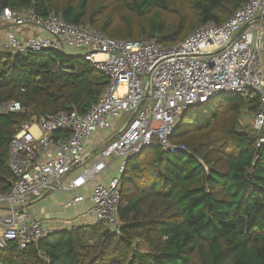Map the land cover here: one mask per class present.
<instances>
[{"label":"trees","instance_id":"16d2710c","mask_svg":"<svg viewBox=\"0 0 264 264\" xmlns=\"http://www.w3.org/2000/svg\"><path fill=\"white\" fill-rule=\"evenodd\" d=\"M248 1L0 0V14L55 13L112 39L173 46L206 24L225 22ZM109 3L125 14L120 28L100 18ZM169 14H176L175 24ZM107 86L80 54L0 49V103L25 108L0 115V194L11 189L9 152L21 125L44 113L85 114ZM218 98L182 115L171 142L185 150L149 147L128 160L120 235L89 224L53 230L25 248L11 240L0 247V264H264V144L261 133L242 126L245 113L260 111V100Z\"/></svg>","mask_w":264,"mask_h":264},{"label":"built area","instance_id":"2783aa9c","mask_svg":"<svg viewBox=\"0 0 264 264\" xmlns=\"http://www.w3.org/2000/svg\"><path fill=\"white\" fill-rule=\"evenodd\" d=\"M263 14L264 0H249L225 22L206 24L182 42L162 46L145 38L112 39L55 13L2 12L0 21L40 28L45 35L20 40L10 33L0 39V49L80 54L105 75L108 86L85 114L44 113L21 125L9 152L11 189L0 194V247L16 240L25 248L52 233L29 206L53 192L69 196L60 204L64 211L90 204L84 222L60 230L104 224L120 235L121 179L128 160L149 147L185 150L171 136L195 105L222 95L258 97L254 126L264 144V19L256 20ZM24 110L19 102L0 103V115ZM112 160L118 161L115 168Z\"/></svg>","mask_w":264,"mask_h":264},{"label":"crops","instance_id":"0c3cea01","mask_svg":"<svg viewBox=\"0 0 264 264\" xmlns=\"http://www.w3.org/2000/svg\"><path fill=\"white\" fill-rule=\"evenodd\" d=\"M10 33H14V35L20 40L26 39L30 36L45 35L40 28L31 26L17 27L11 22L7 23L5 21H0V39L6 40ZM66 53L77 54L74 52ZM104 135L106 136L107 134ZM116 166L117 164L113 166V168ZM113 168L111 169L112 172L114 171ZM112 172L106 173L103 177V181L107 182ZM88 192L89 191H86L85 193L88 194ZM68 198L69 196L66 194H60L57 192L47 193L41 199L33 201L29 206V210L33 216L43 221L45 225L53 230H60L58 228H62L60 224L65 223L66 218H71V223L68 222L70 226L84 222V220L81 219V216L88 211L90 204L88 202L83 203L68 212H60V204ZM60 214L62 216H59Z\"/></svg>","mask_w":264,"mask_h":264},{"label":"rangeland","instance_id":"374dc122","mask_svg":"<svg viewBox=\"0 0 264 264\" xmlns=\"http://www.w3.org/2000/svg\"><path fill=\"white\" fill-rule=\"evenodd\" d=\"M179 5H177V6L179 7ZM181 9H183L184 12H187V9H184L183 6H181ZM175 17H176V14H169L168 15V20L171 23H174L175 24L176 23V18ZM100 18L102 20H106V19L111 20L113 28H120V27L123 26L124 19H125V14H123V13H121L119 11H116L114 4L113 3H109V4H107L104 7V10L100 14ZM90 27H92V26H90ZM92 28L95 29V30H98L95 27H92ZM262 57H263L262 59H263V65H264V50H263V53H262ZM216 100H219V98L216 99ZM125 122H126V120H123L120 123V126L118 127V129H120ZM242 126L243 127H247L248 129H255V126H254V118H253V116L251 114L245 113L243 115ZM110 136H112V133H109V135H106V136L103 134L102 137H103L104 140H102V141L104 142ZM98 138H99V134L96 135L94 139L95 140H98ZM112 161H114V160H112ZM87 162H88V160H87ZM117 163H118V161H116L115 163H113V166H115ZM59 210H60V212H65L64 210H61L60 208H59ZM59 216H62V215L60 214ZM68 222L71 223V218H66L65 223H61L60 226L63 227V228L69 227L70 225L68 224ZM58 229H60V228H58Z\"/></svg>","mask_w":264,"mask_h":264},{"label":"water","instance_id":"95a60500","mask_svg":"<svg viewBox=\"0 0 264 264\" xmlns=\"http://www.w3.org/2000/svg\"><path fill=\"white\" fill-rule=\"evenodd\" d=\"M261 19H264V14L259 16L256 20H261Z\"/></svg>","mask_w":264,"mask_h":264}]
</instances>
